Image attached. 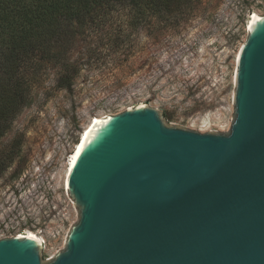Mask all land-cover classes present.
Wrapping results in <instances>:
<instances>
[{"label": "water", "instance_id": "water-1", "mask_svg": "<svg viewBox=\"0 0 264 264\" xmlns=\"http://www.w3.org/2000/svg\"><path fill=\"white\" fill-rule=\"evenodd\" d=\"M237 62L227 134L146 106L98 127L66 186L80 220L46 264H264V15ZM41 245L0 239V264H45Z\"/></svg>", "mask_w": 264, "mask_h": 264}, {"label": "rangeland", "instance_id": "rangeland-1", "mask_svg": "<svg viewBox=\"0 0 264 264\" xmlns=\"http://www.w3.org/2000/svg\"><path fill=\"white\" fill-rule=\"evenodd\" d=\"M253 13L264 15V0H204L164 28L155 14L115 54L99 38L79 36L70 56L83 66L71 89L57 86V70L47 68L32 103L0 136V157L8 160L0 174V239L35 232L45 264L66 248L80 220L69 202L67 164L94 117L146 106L167 126L227 134ZM94 46L100 51L90 56Z\"/></svg>", "mask_w": 264, "mask_h": 264}, {"label": "trees", "instance_id": "trees-1", "mask_svg": "<svg viewBox=\"0 0 264 264\" xmlns=\"http://www.w3.org/2000/svg\"><path fill=\"white\" fill-rule=\"evenodd\" d=\"M203 1L0 0V136L32 103L47 68L57 70V86L71 89L83 66L70 56L79 36L99 38L98 46L119 53L153 15L162 28L179 24ZM6 167L0 157V174Z\"/></svg>", "mask_w": 264, "mask_h": 264}, {"label": "bare ground", "instance_id": "bare-ground-1", "mask_svg": "<svg viewBox=\"0 0 264 264\" xmlns=\"http://www.w3.org/2000/svg\"><path fill=\"white\" fill-rule=\"evenodd\" d=\"M262 19V15H258L257 13H253L251 15V17L249 18V26L248 29L249 31H251L255 25V23L258 20ZM111 116H107V117H103V118H99V117H94L92 119V121L90 122V124L86 127V129L81 133L80 139L77 142L71 156L70 159L68 161L67 164V170H66V186H68V177L70 175V172L72 171L76 161L78 160L81 152L83 151V149L85 148V146L87 145L86 142L89 140V138L94 134V132L98 129V127H100L101 124L106 123ZM64 178V179H65ZM64 184V185H65ZM18 237L21 238H30L32 240H35L38 243H43V238H41L38 234H36L33 231H27V232H23V233H19L17 234Z\"/></svg>", "mask_w": 264, "mask_h": 264}]
</instances>
